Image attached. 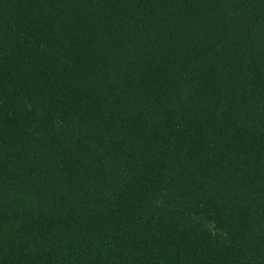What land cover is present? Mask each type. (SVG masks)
Returning <instances> with one entry per match:
<instances>
[{
  "label": "trees",
  "instance_id": "1",
  "mask_svg": "<svg viewBox=\"0 0 264 264\" xmlns=\"http://www.w3.org/2000/svg\"><path fill=\"white\" fill-rule=\"evenodd\" d=\"M0 264H264V0H0Z\"/></svg>",
  "mask_w": 264,
  "mask_h": 264
}]
</instances>
